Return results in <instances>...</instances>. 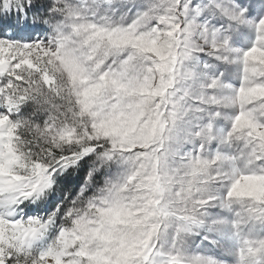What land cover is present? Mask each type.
<instances>
[{
  "label": "snow or ice",
  "instance_id": "snow-or-ice-1",
  "mask_svg": "<svg viewBox=\"0 0 264 264\" xmlns=\"http://www.w3.org/2000/svg\"><path fill=\"white\" fill-rule=\"evenodd\" d=\"M0 264H264V0H0Z\"/></svg>",
  "mask_w": 264,
  "mask_h": 264
}]
</instances>
